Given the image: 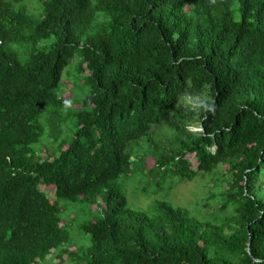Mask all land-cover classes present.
I'll list each match as a JSON object with an SVG mask.
<instances>
[{"label": "trees", "instance_id": "obj_1", "mask_svg": "<svg viewBox=\"0 0 264 264\" xmlns=\"http://www.w3.org/2000/svg\"><path fill=\"white\" fill-rule=\"evenodd\" d=\"M37 1L0 0V264H264V0Z\"/></svg>", "mask_w": 264, "mask_h": 264}, {"label": "rangeland", "instance_id": "obj_2", "mask_svg": "<svg viewBox=\"0 0 264 264\" xmlns=\"http://www.w3.org/2000/svg\"><path fill=\"white\" fill-rule=\"evenodd\" d=\"M24 3H26L27 7L32 10H36L40 6L37 0H24ZM29 13L32 12L29 10ZM66 83L68 87L72 88V84H70L68 80H66ZM70 95L71 94L69 92L63 94V96L65 97H68ZM45 127L44 130L47 133L52 134V132L49 131L50 129L47 126ZM49 137L50 139L53 138L52 135H50ZM70 139H68L67 141H69ZM47 141L48 140H45V137L43 136V138H41V141L36 143L35 145L40 146L42 143H45ZM50 145L52 144L50 143ZM53 146H54V150L52 151V155L54 153H55L54 155H57L61 151L62 146L60 142L59 143L56 142V145ZM191 157L193 158V155H191ZM148 163L149 165H153L154 160L151 157H149ZM144 183H145V179L142 176L124 180L123 189L124 191H126L130 205H132L133 207L143 205V207L146 208L150 204L151 197L146 196L143 193ZM209 190H210L209 187H206V178L198 176L193 180L183 181L181 183H178L175 186V188L172 190L171 198L174 200L175 203H178L179 205L191 210L192 209L191 205L196 200L199 201L202 198V195L207 193ZM71 211L73 214H75V212L70 208V206L64 204V207L60 212V214L65 218V216H67ZM66 220L70 224L69 229L72 231L73 238L75 240H79V237L74 233V231H76V229L78 230L79 228L76 220H72V219H66ZM75 249L76 247L74 245L71 246V250H75ZM64 259H67V256H64ZM46 264H61V263L57 257L51 256Z\"/></svg>", "mask_w": 264, "mask_h": 264}, {"label": "clouds", "instance_id": "obj_3", "mask_svg": "<svg viewBox=\"0 0 264 264\" xmlns=\"http://www.w3.org/2000/svg\"><path fill=\"white\" fill-rule=\"evenodd\" d=\"M53 155H54V154H53ZM53 155H52V153H51V154L49 155V158H51Z\"/></svg>", "mask_w": 264, "mask_h": 264}]
</instances>
